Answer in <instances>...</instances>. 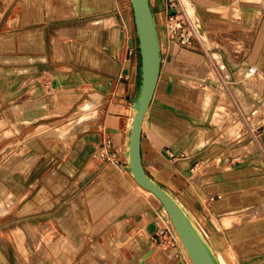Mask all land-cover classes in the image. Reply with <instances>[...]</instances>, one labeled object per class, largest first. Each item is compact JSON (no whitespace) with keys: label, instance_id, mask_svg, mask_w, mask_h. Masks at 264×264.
Masks as SVG:
<instances>
[{"label":"crops","instance_id":"1","mask_svg":"<svg viewBox=\"0 0 264 264\" xmlns=\"http://www.w3.org/2000/svg\"><path fill=\"white\" fill-rule=\"evenodd\" d=\"M150 2L161 63L143 166L221 264H264V142L252 126L264 122V93L246 76L264 74V0H180L200 29L186 46L167 28L165 0ZM0 3V264H191L182 245L155 244L161 203L127 168L138 67L130 1ZM43 130L69 133L53 147Z\"/></svg>","mask_w":264,"mask_h":264},{"label":"water","instance_id":"2","mask_svg":"<svg viewBox=\"0 0 264 264\" xmlns=\"http://www.w3.org/2000/svg\"><path fill=\"white\" fill-rule=\"evenodd\" d=\"M129 1L135 29L138 67L131 119L125 140L127 168L139 186L150 191L159 199L191 262L193 264H221L191 213L172 192L156 181L143 166L140 152L142 123L159 77L160 43L150 0ZM187 13L199 34L198 24L188 11Z\"/></svg>","mask_w":264,"mask_h":264},{"label":"rangeland","instance_id":"3","mask_svg":"<svg viewBox=\"0 0 264 264\" xmlns=\"http://www.w3.org/2000/svg\"><path fill=\"white\" fill-rule=\"evenodd\" d=\"M246 76L248 78L255 76L256 80H258V81H260V83H262V92L264 93V85H263L264 84V74L263 73H261L258 70H256L255 73H252L249 71ZM233 91H234V89H233ZM3 108L1 109V111H3L4 113H3V119L0 120V127L3 126L4 123L6 124L8 121L7 120L8 114L6 111V105H3ZM247 108L248 107H246L245 109L247 110ZM255 123H257V124L252 125V126L256 127V135L261 136V139L264 142V122H261V120H257ZM0 139H1L0 140V148H1L5 144H7V139H6V137H3V136H0ZM261 160L264 161V152H263V157ZM214 163H211L213 166L212 165L210 167L207 166V168L217 167L218 166L217 161H215ZM202 165H205V163ZM156 226H157V230H156V234H155L154 239H153V241L155 242L156 245H158L160 247H166V248L172 247V248L181 249L182 246H181V243L178 239V236H177L175 230L173 229V226H172L170 220L166 216V213H165L162 205L160 207V213H159L158 218L156 220Z\"/></svg>","mask_w":264,"mask_h":264},{"label":"built area","instance_id":"4","mask_svg":"<svg viewBox=\"0 0 264 264\" xmlns=\"http://www.w3.org/2000/svg\"><path fill=\"white\" fill-rule=\"evenodd\" d=\"M165 5L173 10L168 19V30L172 35L176 36V41L179 45H189L197 31L189 16L183 11L180 0H165ZM250 70L253 71L254 67H251ZM100 156L104 158L105 154L100 152Z\"/></svg>","mask_w":264,"mask_h":264},{"label":"bare ground","instance_id":"5","mask_svg":"<svg viewBox=\"0 0 264 264\" xmlns=\"http://www.w3.org/2000/svg\"><path fill=\"white\" fill-rule=\"evenodd\" d=\"M2 4H3V2H2ZM0 5H1V3H0ZM212 45V44H211ZM217 57V56H216ZM215 57V58H216ZM218 60V59H217ZM255 69V68H254ZM250 72H252V73H255L256 72V69H255V71H250ZM234 93L237 95V96H239L242 100L243 99H246V98H244V95L242 94V92L239 90V89H234ZM247 101V100H246ZM245 101V102H246ZM87 102V101H86ZM248 103V102H247ZM250 105V104H249ZM245 106L246 107H248V104H245ZM83 109H85V107L83 108ZM93 109V108H92ZM91 110V109H90ZM256 110V109H255ZM79 114H81V113H79ZM90 116V115H89ZM87 118V117H86ZM86 118L84 119V120H86ZM81 122V121H80ZM73 123V122H72ZM83 123V122H82ZM71 124V123H70ZM68 127H69V124H68ZM74 128H76V126L74 127ZM51 129V128H50ZM66 129H67V126H66ZM70 129V128H69ZM72 129V128H71ZM44 131V130H43ZM46 131V130H45ZM44 131V133L42 134V137H43V139H45L46 140V142H47V144L48 145H50V146H56L55 145V143L57 142V140H63L64 141V139H66L67 138V136H68V131H63V132H59V133H55V132H50V131H46L45 132ZM62 131V130H61ZM72 132V131H71ZM39 134H41V133H39ZM41 136V135H40ZM45 142V143H46ZM53 146V147H54ZM52 147V148H53ZM58 147V146H57ZM236 151H238V150H236ZM245 151H247V149H246V147H242V148H240L239 149V153L242 155L243 153H245ZM244 155V154H243ZM146 192H148L149 194H151L153 197H155L156 199H158L153 193H151L150 191H148V190H146V189H144ZM11 197H12V195H11ZM13 200V199H12ZM158 201H159V199H158ZM8 203V202H7ZM10 203V202H9ZM5 205H7V204H5ZM2 208H4L3 207V203L1 202V200H0V210L2 209ZM5 209V208H4ZM164 209V208H163ZM164 211H165V209H164ZM165 213H166V211H165ZM166 216L168 217V215H167V213H166ZM168 219H169V217H168ZM170 220V219H169ZM178 239H179V237H178ZM179 241H180V239H179ZM180 243H181V241H180ZM181 245H182V243H181ZM183 246V245H182ZM184 248V247H183ZM184 250H185V248H184ZM186 251V250H185ZM187 253V252H186ZM188 255V254H187ZM191 261V260H190ZM191 264H193L192 262H191Z\"/></svg>","mask_w":264,"mask_h":264}]
</instances>
